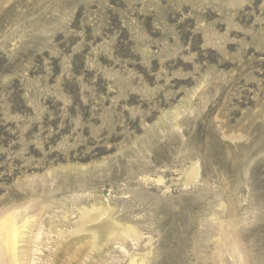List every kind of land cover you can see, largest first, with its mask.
Listing matches in <instances>:
<instances>
[{"label": "rangeland", "instance_id": "1", "mask_svg": "<svg viewBox=\"0 0 264 264\" xmlns=\"http://www.w3.org/2000/svg\"><path fill=\"white\" fill-rule=\"evenodd\" d=\"M47 195L38 264L83 261L93 206L143 234L104 264H195L231 198L264 264V0H0V207Z\"/></svg>", "mask_w": 264, "mask_h": 264}, {"label": "bare ground", "instance_id": "2", "mask_svg": "<svg viewBox=\"0 0 264 264\" xmlns=\"http://www.w3.org/2000/svg\"><path fill=\"white\" fill-rule=\"evenodd\" d=\"M238 133L235 134L238 135ZM181 178L185 186H189L192 185V183L198 182L201 178L199 162L198 161L192 162L187 167H185L181 172ZM146 180H148V178ZM164 181H165L164 178L161 176L156 179V182L160 185L161 184L163 185ZM49 196L50 195H47V198H42L40 200V203L38 204L10 203L0 207V264H38V260L40 261V257L42 256L44 249L46 247L48 248L51 243V242L49 243V239H50L49 236L51 232L49 230L50 229L49 227L50 224H52V217L47 218L49 219L48 222H50V224L46 223L44 217L46 215H49L50 217V214H52L53 212H55L56 209H59L61 207V202L65 201L64 199L61 201H54L52 198H49ZM231 199H229L228 202L226 201L224 202L220 200H218V202L216 201L217 202L216 206L220 209V211H222L221 212L222 217L217 219L215 218V215L212 213L211 214L212 216L210 215L212 218H210V220L207 219L209 221V224L211 225L209 227H211L212 234L209 232V235L206 236L204 234V232L206 233V231H204L203 234L205 235V237L202 235L203 237L200 238L199 243L195 244L196 245L195 251L193 250L194 253H196V255L194 254V257L197 258V262H195V264H261L262 263L260 256H259L260 258L259 257L257 258L253 256V254L251 253L252 251L251 243L253 241L251 240L252 242L250 243L249 241L243 239L244 236L242 237L241 234L239 233L242 232V230L239 231L241 229L242 218L240 217L241 214H239V210L236 202ZM211 206L212 203L209 202L203 208L209 210L212 208ZM260 207L262 209L261 212L264 213V205L263 206L260 205ZM98 208L101 209L100 207ZM103 209L104 212L102 210L101 212H99L98 209L93 206L91 210L86 208L81 210L79 214L80 216L78 215L79 218H77L78 221H75L76 223L72 228V230L69 231L67 230L66 232L63 230L60 231L58 234V237L60 239H65V240H67V237H69V235H75V236L79 235V237L75 239L74 243L76 248H78V251L80 248L81 249L83 248L82 251L83 256L80 255L79 257L82 258L84 257L83 258L84 262L87 260H88L87 262H89L90 258H94L95 256L93 255V253L96 252V254L98 253V256H100V259H97V262H95V264H102L103 262L102 256L104 255L103 251L111 244H115L116 246L117 244L123 246V243L125 244L131 241L135 242L142 238L143 234H141L139 228L133 224L134 221L132 222V224H129V221H124V223L119 222L117 219H115L114 217L115 212H112L111 208L110 210H108L107 208L106 210L105 208ZM208 212L209 211H207L206 214ZM107 213L109 214L107 219L105 221H99L101 217L107 215ZM206 223L207 222H205V224ZM82 234H84V236H82ZM243 234L246 233L242 232V235ZM102 236H104L103 239ZM66 244H68V242ZM68 245H69V249H73L70 248V244ZM59 247L61 249L66 247L65 242L64 244H60ZM201 248L202 250L203 248L209 249V252L202 253ZM150 253H146L145 256H147V254ZM133 259L131 260L130 264L137 263ZM78 260L80 262L78 261L76 262L80 264L83 263L82 259L80 260L78 258ZM259 261L261 263H259ZM90 263H92V261ZM149 264H156V262L155 260L153 262L150 261Z\"/></svg>", "mask_w": 264, "mask_h": 264}]
</instances>
